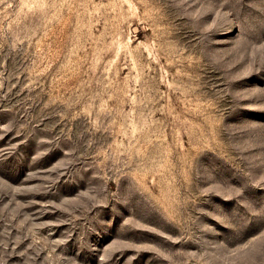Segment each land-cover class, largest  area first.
<instances>
[{"label":"rangeland","instance_id":"1","mask_svg":"<svg viewBox=\"0 0 264 264\" xmlns=\"http://www.w3.org/2000/svg\"><path fill=\"white\" fill-rule=\"evenodd\" d=\"M0 264H264V0H0Z\"/></svg>","mask_w":264,"mask_h":264}]
</instances>
